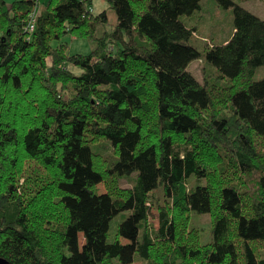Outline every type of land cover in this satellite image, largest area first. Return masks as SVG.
I'll return each mask as SVG.
<instances>
[{
  "label": "trees",
  "instance_id": "1",
  "mask_svg": "<svg viewBox=\"0 0 264 264\" xmlns=\"http://www.w3.org/2000/svg\"><path fill=\"white\" fill-rule=\"evenodd\" d=\"M106 1L116 22L94 0H0V257L264 264V18L217 0L235 29L204 48L203 83L181 19L203 0ZM68 35L91 51L71 53ZM193 213L210 214V242Z\"/></svg>",
  "mask_w": 264,
  "mask_h": 264
},
{
  "label": "rangeland",
  "instance_id": "2",
  "mask_svg": "<svg viewBox=\"0 0 264 264\" xmlns=\"http://www.w3.org/2000/svg\"><path fill=\"white\" fill-rule=\"evenodd\" d=\"M48 0H39V7H41ZM245 8L253 11L264 18V0H235ZM93 11L98 14L107 9L109 16L113 22L117 21V15L114 8L110 7L106 0H94L92 7ZM181 19L190 27L196 28L194 36L191 39L196 50L193 51V55L187 62V68L201 81L205 82L206 77H214L215 68L212 65L206 63L202 52L207 45L213 46L215 44H222L228 40L235 29L234 11L233 9H227L219 5L217 0H203L202 8L195 11L192 14H183ZM70 45L69 51L71 53H89L91 51V43L84 38H77L72 35H68L64 38ZM79 69H76V71ZM254 78L256 80L264 78V65L257 67ZM222 83H230L229 79L223 80ZM108 143V142H107ZM112 146L105 149L104 154L115 153ZM102 155L97 157L101 159ZM203 182L205 180H202ZM186 184L189 188L196 184V178L194 176L189 177L186 180ZM120 185L125 188L132 186V179L122 178ZM101 192L106 191V185L100 183L98 185ZM158 196H162L161 188L155 191ZM162 198V197H161ZM130 211L126 213H120L111 220L109 238L110 242L116 239L118 228L120 223L125 219ZM151 222L156 226L159 224V212L157 208H153L151 212ZM192 224L197 227L202 233V242L208 243L212 240L211 227L212 219L210 214L193 213ZM81 240L83 238L81 237ZM115 264H120L118 261ZM132 264H145L142 260H137Z\"/></svg>",
  "mask_w": 264,
  "mask_h": 264
},
{
  "label": "water",
  "instance_id": "3",
  "mask_svg": "<svg viewBox=\"0 0 264 264\" xmlns=\"http://www.w3.org/2000/svg\"><path fill=\"white\" fill-rule=\"evenodd\" d=\"M0 264H11L7 259L0 257Z\"/></svg>",
  "mask_w": 264,
  "mask_h": 264
},
{
  "label": "built area",
  "instance_id": "4",
  "mask_svg": "<svg viewBox=\"0 0 264 264\" xmlns=\"http://www.w3.org/2000/svg\"><path fill=\"white\" fill-rule=\"evenodd\" d=\"M34 28H35V23L33 19L32 22L30 23V29L33 30Z\"/></svg>",
  "mask_w": 264,
  "mask_h": 264
}]
</instances>
